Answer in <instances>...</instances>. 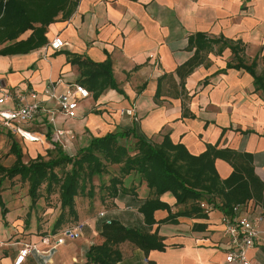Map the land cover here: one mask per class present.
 I'll return each mask as SVG.
<instances>
[{
  "label": "crops",
  "instance_id": "1",
  "mask_svg": "<svg viewBox=\"0 0 264 264\" xmlns=\"http://www.w3.org/2000/svg\"><path fill=\"white\" fill-rule=\"evenodd\" d=\"M30 33L25 32L19 40ZM198 33L241 43L244 51L238 56L247 65L256 60L258 70L264 72V0H79L70 18L59 16L47 27V44L58 37L66 43L61 50L53 51L46 44L27 54L0 56L2 90L22 95L34 92L42 100L39 114L30 124L12 127L0 117V166L14 164L12 143L18 145L22 162L27 164L44 151L57 147L67 154L77 152L90 138L133 128L155 143L167 135L194 156L208 146L249 154L263 185V196L242 204L245 207L240 212L250 219L262 218L255 224L262 234L247 257L264 264V93L255 90L253 77L245 70L227 68L237 60L228 48L218 52V46L182 79L181 90L176 70L193 56L188 39ZM69 54L96 63L109 60L118 90L106 89L95 97L81 84L84 78L77 66L69 63ZM165 75L172 78L162 79ZM159 81L161 94L157 99ZM75 84L84 87L89 97L78 100L73 115L67 116L55 100L47 101L44 92L53 87L56 95H65ZM16 106V101H8L0 110ZM22 149L29 156L26 162ZM214 165L221 180L232 173L223 159H216ZM114 167L117 171L112 173ZM118 170V166L109 167L110 173L102 180L116 176ZM100 181L99 176L93 177L91 190L75 197L77 222L83 225L81 237L57 247L53 246L56 235L52 232L43 238L32 237L27 241L36 243L41 253L31 254L25 264H74L78 258L84 263L88 248L102 242L99 232L106 220L145 230L164 246L145 253L131 243H122V259L117 264H228L224 215L219 209L209 206L205 218L179 217L175 224L158 223L168 213L157 210L153 213L156 223L147 226L138 210L150 197L144 182L137 176H126L123 185L128 193L119 191L115 198L103 201ZM160 200L172 212L177 211L170 194ZM5 240L0 249H17L21 243L12 237ZM11 262L10 257L0 258V264Z\"/></svg>",
  "mask_w": 264,
  "mask_h": 264
},
{
  "label": "trees",
  "instance_id": "2",
  "mask_svg": "<svg viewBox=\"0 0 264 264\" xmlns=\"http://www.w3.org/2000/svg\"><path fill=\"white\" fill-rule=\"evenodd\" d=\"M79 0H0V56L22 55L37 50L47 44V27L56 22L58 17L68 19L75 12ZM31 31L25 40L20 36ZM188 46L194 49L193 56L176 70L182 79L203 64L208 53L218 46V52L228 48L237 63H228L227 68L243 69L253 77L255 90L264 93V72L258 70L256 60L248 65L244 63L241 43L225 39H209L203 34H194L188 39ZM68 61L76 65L82 79L80 82L97 97L106 89L118 90L113 78L111 62L106 60L96 63L88 58L69 54ZM170 77L165 75L162 79ZM161 79V81H162ZM161 94L160 81L156 98ZM183 115H186L183 113ZM56 157L45 160L37 156L27 164L22 162V155L16 143H12L10 153L15 156L14 164L9 168L0 166V178L3 180L19 177L28 183V194L34 203L39 197V189L45 185L46 191H58L60 213L55 220L53 234L59 232L66 217L77 218L75 197L89 186L92 179L107 175L111 166H118V174L106 183L101 180L103 201L113 199L118 192L128 193L123 185V178L134 175L140 183L144 182L150 197L138 208L147 226L156 221L153 213L157 210L167 211L165 219L158 223L175 224L179 217L205 218L209 210L200 205L206 204L211 209H219L223 215L231 213L233 206L242 205L249 200L262 198L263 185L254 173L252 158L232 150H216L208 146L198 156L191 155L182 144H174L166 135L160 143L147 140L136 133V129L117 133H108L101 137L90 138L88 144L74 155H69L60 148L54 149ZM223 159L231 167L230 176L221 180L216 169L215 160ZM70 167L67 169L66 167ZM61 169V174L56 172ZM175 199L171 207L160 200L164 194ZM1 206L2 202L0 200ZM5 209L3 213L5 214ZM195 226V228H197ZM102 242L91 245L85 255L83 264H117L122 259L119 246L128 242L145 253L150 250H163V244L145 230L133 229L110 221L99 232Z\"/></svg>",
  "mask_w": 264,
  "mask_h": 264
},
{
  "label": "built area",
  "instance_id": "3",
  "mask_svg": "<svg viewBox=\"0 0 264 264\" xmlns=\"http://www.w3.org/2000/svg\"><path fill=\"white\" fill-rule=\"evenodd\" d=\"M66 46L60 38L55 37L47 44L46 48L53 51L61 50ZM0 105L8 101H16L17 106L0 110L2 117L9 126L25 125L34 122L39 114L42 100L39 95L29 92L26 95L12 94L4 92L0 87ZM47 101L55 100L58 108L67 116H72L77 106V101L89 97L88 91L79 84L73 85V91L65 95H56L53 87L45 90ZM61 134V132H59ZM203 209L209 210L206 204L200 205ZM245 205L233 206L231 213L222 217L224 225V235L226 237V254L225 262L228 264H258V262L247 257V252L254 246V243L261 236L262 231L256 228L255 224L262 220L261 217L250 219L248 216L241 214L240 208ZM103 213L99 216L103 217ZM106 224H110V220H106ZM83 225L67 227L60 230L54 236V247L65 244L67 241H74L81 236ZM41 250L38 245L33 242H24L17 244V253L12 259L11 264H25L27 258L31 254H40Z\"/></svg>",
  "mask_w": 264,
  "mask_h": 264
},
{
  "label": "rangeland",
  "instance_id": "4",
  "mask_svg": "<svg viewBox=\"0 0 264 264\" xmlns=\"http://www.w3.org/2000/svg\"><path fill=\"white\" fill-rule=\"evenodd\" d=\"M9 144L10 143L7 141L5 144L7 148ZM22 152L24 154L23 149ZM68 153L70 155H74L76 152L69 151ZM41 156H43L47 160L48 158L56 157V152L54 149L47 152L44 151ZM28 158V154H24V162H26ZM66 168L69 169L70 167L68 166ZM111 171L112 173H115L114 171H117V167H114ZM56 172L61 174V169H56ZM107 181L108 180H103L104 183H106ZM95 186L98 185H96L95 183ZM88 189L89 186L82 194L85 195ZM38 194V199L33 203L28 194L27 182L20 180L19 177H15L11 180L7 178L1 180L0 178V199L4 202L5 211H7L5 212V214L3 213V208L1 207L0 203V237L5 235L4 237L0 238V242L4 241L3 243H5L6 238L12 237L17 238V240H19L21 243H24L27 240H32V237L43 238L45 235H49V233L51 234L55 220L60 213L58 191L57 189L53 188V191L51 193H48L46 191L45 185H42L39 189ZM66 219L67 221L64 222L59 231L67 227H72L79 224L77 222V218L74 219L73 217H66ZM14 248L15 247L7 246L1 247L0 258L3 256L6 258L10 257V259L12 260L17 251V249ZM74 264H83V262H81L78 258L77 263Z\"/></svg>",
  "mask_w": 264,
  "mask_h": 264
}]
</instances>
